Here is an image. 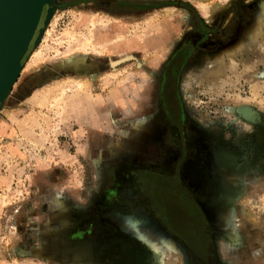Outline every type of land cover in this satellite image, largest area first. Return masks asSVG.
Here are the masks:
<instances>
[{
    "label": "rangeland",
    "instance_id": "rangeland-1",
    "mask_svg": "<svg viewBox=\"0 0 264 264\" xmlns=\"http://www.w3.org/2000/svg\"><path fill=\"white\" fill-rule=\"evenodd\" d=\"M195 3L56 0L0 106V264H100L40 251L38 200L55 192L40 188L41 170L75 188L86 204L95 179L88 140L84 146L91 126L115 134L125 122L154 124L162 142L161 87L177 54L166 94L178 119L173 84L181 116L193 128L183 133L192 145L186 152L162 147L147 163L179 167L205 218L194 227L205 230L211 262L146 213L167 236H150L155 249L127 246L123 264H264V0H210L207 16ZM84 38L92 42L79 47ZM151 79L154 93H147ZM154 194L160 205L162 196ZM172 204L188 214L185 204ZM87 218H79V227ZM189 242L201 248L200 238ZM88 252L94 260L106 258Z\"/></svg>",
    "mask_w": 264,
    "mask_h": 264
},
{
    "label": "crops",
    "instance_id": "crops-1",
    "mask_svg": "<svg viewBox=\"0 0 264 264\" xmlns=\"http://www.w3.org/2000/svg\"><path fill=\"white\" fill-rule=\"evenodd\" d=\"M152 76L151 74L150 77ZM146 89L147 93H154L152 79ZM141 124L125 122L115 134L113 128L109 127L106 130L101 125L91 126L94 128L87 131L84 146L88 140L90 151L87 158L93 165L92 173L95 179L86 204H83L75 188L62 187L63 181L60 183L57 176L47 172L49 169L42 168L40 188L46 190L50 186L55 192L53 198L41 193L38 200L37 231L40 232V251L46 252L50 248L80 263L115 264L111 260L103 258L99 261L88 256V251H95L89 241L91 230L79 227V218L95 212L103 227L107 224L108 232L111 228L112 231L116 230L121 235L135 239L139 244L152 249L155 247L149 238H154L150 237L155 234L154 232H158L161 237L167 236L158 224L153 223L151 217L145 215L157 214L161 210L159 203L157 205L155 201L152 202L155 197V185L147 172L153 169L147 162L155 156L160 147L158 143L161 141L154 124L150 126ZM127 130L132 132L127 134ZM141 201L144 202V210L147 209L145 213ZM123 202L128 205L124 207ZM48 223L49 231L46 230ZM80 252L83 253L81 260L80 256H77Z\"/></svg>",
    "mask_w": 264,
    "mask_h": 264
},
{
    "label": "flooded vegetation",
    "instance_id": "flooded-vegetation-1",
    "mask_svg": "<svg viewBox=\"0 0 264 264\" xmlns=\"http://www.w3.org/2000/svg\"><path fill=\"white\" fill-rule=\"evenodd\" d=\"M178 59L179 54H177L173 61L169 63V68H167L164 73V79L161 87V98L165 114L164 117L166 119V121L164 122L166 126L167 137H164L163 141L159 142L158 144L160 146L159 150L162 147L167 149V147L170 148L172 146H179L181 151L186 152L190 149L192 143L190 136L183 135V133L184 131H186V129L187 131L191 132L193 131V128L190 127L189 123L188 125H186L185 118L181 116L180 107L176 99L175 87L173 84L172 86L174 99L177 105V114H179L178 119L172 118L173 116L171 114L169 106L170 101L169 97L166 94V84H168V81H170L171 79V75L175 71L173 67L177 65ZM184 127L185 130L181 131ZM173 136L175 138H173ZM152 168V170H148L147 172L153 179V184L155 185V192L158 191V194L160 193V195L162 196V183V185L167 187L166 189H169L167 190V192L169 193L167 196L164 195L162 196L163 198L157 196L158 200L160 201L161 208L160 212H158L157 214L154 213L157 219L159 218L162 227L166 230V232L170 234V236L175 237L176 240H178L180 243L182 242L183 244H186L198 259H201L203 262L210 263L211 261L209 257H211V254L209 251V241L207 239V236L205 235V230L197 227L198 225H200V221L202 222V220H204L205 218L202 212H200L199 204L196 201L195 194L192 193V191L189 189V187L185 184L182 177L180 176L179 167L177 168L174 166V164L169 163L167 168L157 166H153ZM173 201H175V205H178L180 203L181 205L185 204L186 206L184 205L183 207L188 209V214L184 213L182 211L183 209L181 210L182 212L176 209L172 204ZM123 204L124 207L128 205L125 202H123ZM149 215L153 216L152 213ZM97 217V212L90 214V216H88L87 218L89 219V222L84 225V228L83 226L81 228L83 230H86L87 228L91 230V233L89 234V241H92L91 246L95 251L102 253L104 257L106 255V258L104 259L111 260L115 264H123L125 260L123 259L122 254L127 252V246H131L135 243H137L139 246L141 244L135 241V239H131L125 235H121L116 230L112 231L111 228V231L108 232L109 228L107 224L106 226L103 227L102 225V228H99L98 225L100 224V221L97 219ZM195 224L197 225V228L194 227ZM190 225H192V228L190 227ZM103 229L105 232L103 231ZM192 236L197 237L198 241L200 238L201 248L196 247L193 242H189V237Z\"/></svg>",
    "mask_w": 264,
    "mask_h": 264
},
{
    "label": "water",
    "instance_id": "water-1",
    "mask_svg": "<svg viewBox=\"0 0 264 264\" xmlns=\"http://www.w3.org/2000/svg\"><path fill=\"white\" fill-rule=\"evenodd\" d=\"M55 2L0 0V106L18 77L30 45L39 42Z\"/></svg>",
    "mask_w": 264,
    "mask_h": 264
},
{
    "label": "bare ground",
    "instance_id": "bare-ground-1",
    "mask_svg": "<svg viewBox=\"0 0 264 264\" xmlns=\"http://www.w3.org/2000/svg\"><path fill=\"white\" fill-rule=\"evenodd\" d=\"M197 6H198V8L199 9H201V11H202V13L204 14V15H208V8H209V5H210V0H196V3H195ZM91 40V39H90ZM89 39H86V38H84L83 40H82V43L80 44V46L79 47H84V48H86L87 46H89V44L92 42V41H90ZM73 44L74 43H72L71 45H70V53H72L73 52V48H72V46H73ZM169 47V46H168ZM74 48H76V46H74ZM40 57V56H39ZM40 59V58H39ZM39 60L37 59V60H34L33 62H32V64H30L31 66H33L36 62H38ZM40 62V61H39ZM29 65V66H30ZM37 65V64H36ZM35 65V66H36Z\"/></svg>",
    "mask_w": 264,
    "mask_h": 264
}]
</instances>
